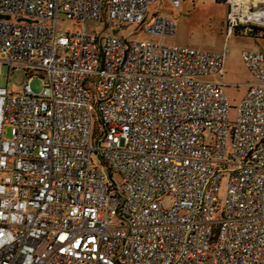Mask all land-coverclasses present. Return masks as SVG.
Returning <instances> with one entry per match:
<instances>
[{"label":"built area","instance_id":"2783aa9c","mask_svg":"<svg viewBox=\"0 0 264 264\" xmlns=\"http://www.w3.org/2000/svg\"><path fill=\"white\" fill-rule=\"evenodd\" d=\"M157 1L0 0V264H264V51L231 118L228 50L120 35H175Z\"/></svg>","mask_w":264,"mask_h":264},{"label":"rangeland","instance_id":"374dc122","mask_svg":"<svg viewBox=\"0 0 264 264\" xmlns=\"http://www.w3.org/2000/svg\"><path fill=\"white\" fill-rule=\"evenodd\" d=\"M154 13L166 15L177 26L176 34L162 38L147 31H137L138 26L133 24L120 30V35L129 37L132 34L137 40H154L164 45L191 47L203 51L222 53L228 50L225 62L224 82L225 91L232 105L231 118H235L237 108L244 97L253 76L243 60V52L250 50L264 51V39L249 36L248 26L264 27V22L255 21L243 24L236 32H229L227 28L229 19V4L220 0H182L179 8H174L170 0H158L151 7V16ZM151 23V22H150ZM149 23V24H150ZM90 30L100 29L98 24H88ZM95 27V28H94ZM64 30L72 28L70 22L62 24ZM154 37V39H153ZM8 73L4 71L2 86H7L11 91L18 93L28 78L24 71H16L10 81ZM208 79L218 80L220 75L210 76ZM44 81L35 77L31 81V88L39 94L43 90ZM11 130L6 131V138H10ZM120 181V179H118ZM226 194V181L221 184L220 197Z\"/></svg>","mask_w":264,"mask_h":264},{"label":"trees","instance_id":"16d2710c","mask_svg":"<svg viewBox=\"0 0 264 264\" xmlns=\"http://www.w3.org/2000/svg\"><path fill=\"white\" fill-rule=\"evenodd\" d=\"M240 28H241V26L240 27H237L236 32ZM244 28H248L249 29V33H250L249 36L264 39V27H258V26H248V27H245L244 26Z\"/></svg>","mask_w":264,"mask_h":264},{"label":"bare ground","instance_id":"6f19581e","mask_svg":"<svg viewBox=\"0 0 264 264\" xmlns=\"http://www.w3.org/2000/svg\"><path fill=\"white\" fill-rule=\"evenodd\" d=\"M256 16H257L256 18L257 21L264 22V14L262 12L257 13Z\"/></svg>","mask_w":264,"mask_h":264},{"label":"crops","instance_id":"0c3cea01","mask_svg":"<svg viewBox=\"0 0 264 264\" xmlns=\"http://www.w3.org/2000/svg\"><path fill=\"white\" fill-rule=\"evenodd\" d=\"M153 39H154V37H153Z\"/></svg>","mask_w":264,"mask_h":264}]
</instances>
